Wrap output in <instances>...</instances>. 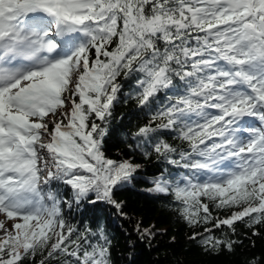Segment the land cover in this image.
Returning <instances> with one entry per match:
<instances>
[{
    "label": "snow or ice",
    "instance_id": "snow-or-ice-1",
    "mask_svg": "<svg viewBox=\"0 0 264 264\" xmlns=\"http://www.w3.org/2000/svg\"><path fill=\"white\" fill-rule=\"evenodd\" d=\"M125 83L148 117L128 147L163 165L148 191L191 228L211 223L189 239L219 254L236 222L259 234L264 0H0V264H115L105 206L127 218L116 196L142 167L105 152ZM205 200L237 210L214 217ZM133 232L130 249L160 234Z\"/></svg>",
    "mask_w": 264,
    "mask_h": 264
},
{
    "label": "trees",
    "instance_id": "trees-1",
    "mask_svg": "<svg viewBox=\"0 0 264 264\" xmlns=\"http://www.w3.org/2000/svg\"><path fill=\"white\" fill-rule=\"evenodd\" d=\"M130 92L131 89L125 83L110 118V134L105 139V152L108 157L118 160L132 159L142 165L137 181L129 188L118 192L116 196L118 200L125 202L124 211L128 213L127 218L118 216L111 206H105L109 219L113 222L112 230L116 237L113 247L115 264H249L253 257H264V224L256 225L259 234L253 235L252 229L246 227L243 221L236 222L233 238L238 242L234 250L213 254L206 252L196 241L189 239L193 231L202 233L204 227H211V223L191 228L176 214V202L170 196H158L148 191L153 186L152 178L163 165L154 156L145 158L128 147L131 139L129 133L134 132L137 126L146 123L148 119L140 111L135 98H129ZM166 139L170 143H181L171 136ZM205 202L209 203V209L214 217L223 218L237 210L217 209L213 203L206 200ZM64 212L70 222L74 224L79 222L80 214L77 210L73 209L69 213L65 207ZM140 220L145 227L155 225L160 234L152 241L151 246L147 243H137L135 249H130L128 240H135L133 228ZM214 231L218 237L224 233L231 236L227 227ZM40 259L42 257L38 254L34 261H25V264H38Z\"/></svg>",
    "mask_w": 264,
    "mask_h": 264
},
{
    "label": "rangeland",
    "instance_id": "rangeland-1",
    "mask_svg": "<svg viewBox=\"0 0 264 264\" xmlns=\"http://www.w3.org/2000/svg\"><path fill=\"white\" fill-rule=\"evenodd\" d=\"M0 220L4 221V224H5L6 228L11 229L13 221L7 220L3 215H0ZM3 234H4L3 230H0V236H2Z\"/></svg>",
    "mask_w": 264,
    "mask_h": 264
}]
</instances>
